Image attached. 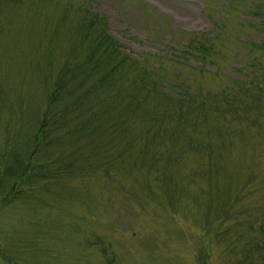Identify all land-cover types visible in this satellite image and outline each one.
<instances>
[{
	"label": "rangeland",
	"instance_id": "rangeland-1",
	"mask_svg": "<svg viewBox=\"0 0 264 264\" xmlns=\"http://www.w3.org/2000/svg\"><path fill=\"white\" fill-rule=\"evenodd\" d=\"M87 12L107 19L108 33L129 56L128 72L147 66L154 76L167 73L169 85L148 107L161 106L167 116L158 126L151 119L131 125V136L155 127L167 156L192 142L216 145L220 134L245 129L246 117L255 114L249 96L264 77L255 61L264 62V0H0V264H225L227 245L217 235L232 220L175 197V185L150 193L137 182L147 174L138 157L126 165L124 182L102 172L66 179L55 185L61 194H44V204L37 203L34 171L20 183L24 192H14L25 166L42 155L37 130L58 71L73 45H89L77 36ZM229 101L247 106L227 111ZM238 137L235 132L233 148L245 151V162L263 165L255 150L263 149L264 135L254 130L248 144ZM189 148L170 169L174 184L201 159ZM244 203L264 205V195Z\"/></svg>",
	"mask_w": 264,
	"mask_h": 264
},
{
	"label": "trees",
	"instance_id": "trees-1",
	"mask_svg": "<svg viewBox=\"0 0 264 264\" xmlns=\"http://www.w3.org/2000/svg\"><path fill=\"white\" fill-rule=\"evenodd\" d=\"M87 13L82 20L84 33L77 36L80 40H90L89 45L82 50L73 45L71 55L65 60L68 64L58 71L49 93L48 108L37 130V155H42L37 156L35 164L31 161L25 166L20 180L13 184L14 192H24L20 186L34 171L37 173V203L44 204V194L53 191L61 194L55 185L66 179L81 181L102 172L124 182L126 165L138 157L147 174L144 181L138 179L137 182L149 186L150 193L158 196V189L167 184L172 189L175 185V197L187 199L207 216L215 218L225 214L227 221L232 220L229 223L232 232L217 235V239L227 245L225 264H244L245 261L264 264V205L246 207L244 203L264 195V164H257L254 159L245 162V151L237 152L233 148L235 132L244 144H248L254 130L263 139L264 77L256 83L251 81L258 91L249 96L250 108L255 114L246 117L245 129L233 130V133L225 131L228 133L220 134L216 145L208 143L198 148L197 142H192L189 146H192V155H200L201 159L181 182L174 184L172 181L176 178L170 169L182 164L190 148L180 149L178 153L170 151L166 156L167 148L161 150L163 144L157 140L159 134L153 126H158L168 112L161 106L155 112L148 109L152 96L169 85L167 73L154 76L147 66L134 67L128 72L125 64L129 56L121 52L119 43L108 33L107 19L97 13ZM77 52L83 53V57L72 55ZM255 61L260 67L257 63L254 66L261 68L260 75H264V62H259L258 57ZM160 66L155 70H162ZM178 101L181 108L183 101ZM246 106L245 101L242 104L229 101L226 108L237 113ZM147 119L153 121V126L131 136L130 126L143 124ZM153 146H159L157 153ZM261 146L255 150L259 152L256 157L264 158ZM56 147H60V152L51 154ZM34 155L30 154L31 160ZM207 156L209 160L205 162ZM149 172L153 173L151 178ZM193 186L199 187V193L191 189ZM148 189L143 191L145 198ZM258 258L262 259L260 263Z\"/></svg>",
	"mask_w": 264,
	"mask_h": 264
}]
</instances>
